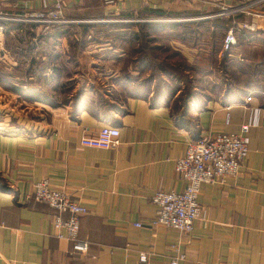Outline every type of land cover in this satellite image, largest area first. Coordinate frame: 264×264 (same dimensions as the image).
<instances>
[{"label":"crops","instance_id":"1","mask_svg":"<svg viewBox=\"0 0 264 264\" xmlns=\"http://www.w3.org/2000/svg\"><path fill=\"white\" fill-rule=\"evenodd\" d=\"M53 1L0 0V9L6 14L21 15L44 11ZM61 1L64 8L79 5L85 11L80 18L90 19L86 10L93 9V5L85 7L90 0ZM97 1V13L92 18H134L164 12L208 14L217 11L219 4L218 0H115L114 5L101 8ZM253 17L249 21L254 23L255 31L243 33L240 45L226 54L227 66L253 68L264 63V8ZM229 22H205L209 30L203 36L213 34L215 47L221 46ZM83 25L89 26L85 38L102 27ZM52 30L42 32L35 25L14 23L7 30L0 28V61L6 70L13 72L20 52L40 34ZM132 33L139 34V29L123 25L113 30L115 38L108 34L103 40L97 39L96 46L101 50L109 49L105 47L108 37L122 43L123 50H113L111 56L102 58L91 56L89 62L101 59L102 69L115 60L120 63L136 45L130 38ZM177 42H172V49L192 62L197 49H186L183 42ZM36 46L38 53L44 44ZM89 46L84 44L79 55ZM81 58L40 54L36 60L42 64L49 61L58 68L52 72L50 65L46 70L57 77L46 85L50 86L61 81L64 74L75 78ZM145 84L135 88L127 81L117 83L116 96L108 101L101 90L92 87L90 95L84 94L78 115L72 113L70 99L64 105L33 101L37 110L50 116L48 120L35 128L28 124L23 133L7 124L0 127V264H170L177 256L181 257L177 264H264V93L246 89L234 92L229 83L233 92L226 87L217 99H197L186 121L180 122L173 115L174 92L166 87L164 98L158 99L156 86L150 81ZM38 87L48 95L45 86ZM249 95L252 101L245 105ZM248 107L259 109L258 125L248 131V155L235 179L201 187L198 203L203 216L192 231L180 233L149 225L156 213L151 201L154 193H179L184 189L175 162L184 154L186 144L218 133L238 134L251 115ZM104 125L119 129V146L109 150L81 146L82 138L97 136ZM41 181L87 208L78 231V240L88 245L87 252L73 251V242L62 229L55 228L53 211L33 199V186ZM141 254L146 256L145 262H140Z\"/></svg>","mask_w":264,"mask_h":264},{"label":"rangeland","instance_id":"2","mask_svg":"<svg viewBox=\"0 0 264 264\" xmlns=\"http://www.w3.org/2000/svg\"><path fill=\"white\" fill-rule=\"evenodd\" d=\"M100 2H101V8L109 7V6H105L103 0H100ZM97 3H98L97 0H90V2L85 5V7L86 6L88 7L89 5H93V9L86 10V12L90 14L89 15L90 19L80 18V16H83L85 14L84 13L85 11L80 9L79 5L78 8L72 7L71 9L63 7V12L65 17L71 21H96V20H106L109 18L111 19L117 18L114 16H103L101 18H92L93 16L91 15L97 13L96 11ZM228 3L229 5L233 4L231 1H229ZM263 8L264 6L262 8L260 7L254 8L252 9V12L255 11L261 12L263 11ZM215 12L208 14H203V13L195 14V15H187V14L170 15L169 13L166 15L164 12V14L162 15L156 14L152 16H156L157 18H160L161 16L164 19H168L171 21L164 23H156V24H143V23L123 24V25L136 26L137 29H139L138 36H140L141 41L140 40L137 41V44L134 47L136 52L132 53V47H131L129 52L125 54L127 56L122 57V61L120 63H116L115 60L114 61L115 63L112 62L110 65H108L107 69H102L100 67L101 63L99 60L101 59L97 61L94 60L95 62L94 64H91L89 60L91 59V56H95V55H98V57L100 56V58L105 57L106 55L111 56L113 50H115L118 53H121V51L123 50V44L115 43L116 41L110 40V37L111 38L114 37L113 30H115V28L117 29V27L122 25L86 23L87 25L90 26L101 25L102 27H98L96 32L93 31V33L90 34L87 38H85L86 36L83 38V43L84 44L87 43L88 45H90L89 47H87L86 52L84 54L79 55V52L77 53L76 49L70 47V42H68V40L67 41L63 40L62 46H60L59 48L53 51V54L64 55V56L67 55L71 57V59H74L79 56L82 57L81 58L82 64L79 65L76 71L77 76H75L74 78L73 75L70 74V76L66 77V75L69 74H64L63 79H61V81L50 86H45L43 88L46 90L48 96H50L54 101H56V103L59 102L61 105L66 104L62 100L70 99L71 96L75 95V93L77 92L90 95L91 92L94 90V89L91 90L92 87L101 90V92L107 96L106 100L108 101L110 97L114 98L116 96L114 92H116L115 90L118 89L116 88L117 83L121 85L124 84L125 81L132 83V85H134L135 88H137V86H141L142 84H145L147 81H150V83L154 84L153 86H156L157 88L156 93L163 91L167 87L170 90H173L175 88L180 89L179 93L183 95H185L186 92H191L194 94V97L196 99H200V100L217 99L218 97L221 96L222 89L226 87L228 88L229 87L228 83L231 82L230 75L227 73L231 74L235 72L236 69L232 68V66H227L224 64L226 53H223L221 51V46H219L220 48L215 47L213 34L206 33L203 36V33L209 30V26L206 25L205 22H209L210 24H212V22L214 21H225V19L213 20L206 18V17H210L211 14L213 15V13ZM233 17L239 18L240 20L239 21L237 20L238 22H246V23H250L249 19L254 18L252 15H246V14H236ZM137 18H139V20L141 19L145 20L148 18V15L147 14L141 15ZM194 18H201L202 21H195V22L190 21L191 19ZM231 20H233V18ZM80 25L81 24H71L64 26L77 27ZM198 25L199 26L201 25V27H198ZM105 26L111 28L105 29L103 28ZM102 28L105 29L106 31H98V30H103ZM154 28L156 29L155 30L156 32H154ZM77 31L78 30H76V32ZM108 34L110 35V37H108L109 44L108 45L106 44L105 47L109 49H106L104 51L101 50L102 48H100L99 46H96L98 44H96L95 41L97 39L103 40L104 38H106V36H108ZM131 36L130 38H132ZM72 37L75 38L70 39L71 42H73L74 40L76 41L77 39L80 38L77 34L73 35ZM147 37L149 39H152L150 45L152 46L154 45L157 48V53L156 52L154 53L156 56L154 55L155 57H153V59H151L149 56L148 57L149 60L150 61L155 60L158 62L162 61L163 63L171 64V65L178 64V66L184 68V72L180 77L182 79H176V80L174 78L168 79L166 78V76H164L157 70H152L150 67H149L150 69L144 68L142 66H139L138 63L131 62L132 60L134 59L137 60L138 58H140V56H142L140 50L143 47H145L143 46V43L146 42V40L148 39ZM173 41H178L180 43L183 42V45L185 46L186 49L194 48V51L197 49V53H195L192 56V60H193L192 62H187V60L183 57V55H181V53H179L178 51H174L172 49ZM105 47H103V49H105ZM41 54L45 55L43 50ZM84 57L86 58L84 59ZM0 65L5 66L3 61H0ZM13 72L15 74L14 76L16 77L17 82L20 80H25L24 75L18 73V70ZM131 72L133 73V75L131 74ZM92 75L96 77H92ZM107 75H109V77ZM85 83L86 84L88 83V87L85 86ZM145 85L148 86L147 84ZM196 86H198L197 89ZM202 88L204 90H202ZM109 89H112V91ZM37 108L38 107L34 106L32 102L26 101L23 97L17 96L14 93L10 92L7 89V87L5 88L2 85H0V122L2 123L0 127H4V125L7 124V126L10 125V127L14 128L16 132H20V133L24 132L28 124L29 126L32 125V127L35 128L39 122L48 120L50 117L48 114H46V111L37 110ZM53 213L55 212L53 211Z\"/></svg>","mask_w":264,"mask_h":264},{"label":"built area","instance_id":"3","mask_svg":"<svg viewBox=\"0 0 264 264\" xmlns=\"http://www.w3.org/2000/svg\"><path fill=\"white\" fill-rule=\"evenodd\" d=\"M105 6H112L115 0H103ZM129 1V0H124ZM218 0V11L207 19L231 20L236 14L256 16L258 12H252L254 8H262L264 0ZM109 18L96 21H71L63 12L61 0H54L51 6L44 11H29L21 15L6 14L0 9V24L35 25L42 32L64 25L103 23V24H156L169 22L160 16H148L147 19ZM190 21H202L194 18ZM254 23L238 22L231 20L221 42V51L229 54L233 48L240 45L242 35L245 32H254ZM251 95L245 98V105L251 103ZM250 117L247 123L241 126L238 134L218 133L214 136L201 137L196 141L188 142L184 154L175 162V170L184 181V189L179 192H155L151 198L156 207V213L149 222L152 227L171 229L180 233H190L194 223L202 219L203 211L198 203L201 187L204 185L225 184L229 179H235L247 157L249 138L248 131L256 127L259 122V109L248 107ZM119 129L110 125L100 128L97 136L85 137L80 140L83 147L109 150L120 144ZM33 199L47 205L55 213L53 224L55 228L62 229L65 237L73 242L72 250L75 252H87L88 245L78 240L80 218L87 214V208L70 200L68 195L60 190L52 189L47 181H41L33 186ZM141 227V224H136ZM140 262L146 261L145 254L139 256ZM181 257L177 256L170 264H177Z\"/></svg>","mask_w":264,"mask_h":264},{"label":"trees","instance_id":"4","mask_svg":"<svg viewBox=\"0 0 264 264\" xmlns=\"http://www.w3.org/2000/svg\"><path fill=\"white\" fill-rule=\"evenodd\" d=\"M13 25V24H12ZM9 24H0L1 30H7L9 28ZM156 28V27H155ZM154 28V32H156ZM89 26L86 25H80L77 27L73 26H59L52 30L50 33L40 34L35 41L29 45V47L23 51L20 52L19 55V61L18 65L16 66L14 71L18 70V73H21V75H24L25 80H20L17 82L16 77L14 76V72L7 71L5 66L0 65V85L3 87H7V89L14 93L17 96L23 97L26 101H45V102H51L53 105H57L56 101H54L50 96L46 95L42 91V87L38 86H46L51 84L53 81L57 79V77H53L51 74H48L46 71L49 69L51 65L52 72L55 70H58V68H54L49 61H46L44 64H42L40 61H37V56L41 54L42 50L44 51L45 56H56V54H53V51L62 46L63 40H68L70 42V47L73 49H76L77 53L84 50V43L83 38L86 36V34L89 32ZM76 30H78L76 32ZM74 31V32H73ZM77 34L80 38L76 41L74 40L71 42L70 39H74L75 37H72L73 35ZM132 38L131 40L133 43L137 44V41L140 40V36L138 34H131ZM70 37V38H69ZM148 38V37H147ZM141 41V40H140ZM152 39H147L146 42L143 43V47L140 52L142 53V56L138 58L137 60L134 59L131 62L132 63H138L139 66H142L144 68L157 70L166 78L171 79H182L180 78L182 73L184 72V68L177 65H171L166 64L155 60L150 61L149 56L151 59L155 57V52L157 53L156 46L150 45V42ZM43 43L44 46L40 51L37 53L35 51L36 44ZM142 45V43H141ZM134 45L132 46V53L136 52L134 49ZM142 47V46H141ZM140 47V48H141ZM80 50V51H79ZM152 53V54H151ZM155 55V56H154ZM158 59V58H157ZM226 65V63L224 62ZM170 65V66H169ZM232 68H235L236 71L233 73H227L230 75L231 84L230 86L234 87V92H238V90L246 89L248 91H259L264 93V63L258 64L253 68H248L243 65L239 64H232ZM141 67V68H142ZM150 67V68H149ZM30 78V79H29ZM16 81V82H14ZM164 81V80H163ZM148 82V81H147ZM18 83V84H17ZM229 85V83H228ZM228 87L229 92H233V89L231 87ZM179 92L180 89H173L172 92V109H173V115L174 118H176L177 121L185 122L186 117L193 107L194 102L197 100L194 97V94L191 92H186L185 95L178 94L175 92ZM73 96V97H72ZM70 100L64 99L62 100L64 103H67L71 101L72 103V113L74 115H78L83 108V96L84 93L77 92L75 95H72ZM158 99L164 98L165 94L163 91L158 92L156 95ZM141 97H146V95H143ZM69 100V101H68ZM98 106L102 104V99L99 98L98 100ZM107 107V106H106ZM112 107V106H110ZM100 108V107H98Z\"/></svg>","mask_w":264,"mask_h":264}]
</instances>
